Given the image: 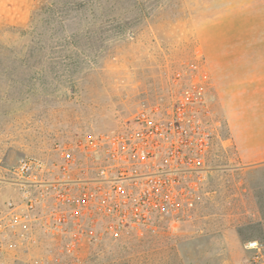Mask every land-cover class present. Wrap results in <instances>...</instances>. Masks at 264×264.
Instances as JSON below:
<instances>
[{"label": "rangeland", "instance_id": "374dc122", "mask_svg": "<svg viewBox=\"0 0 264 264\" xmlns=\"http://www.w3.org/2000/svg\"><path fill=\"white\" fill-rule=\"evenodd\" d=\"M263 87L264 0H0V264H264V158L245 141ZM197 88L210 148L193 206L120 227L102 197L58 225L60 147L125 133L142 110L165 119ZM76 153L80 198L106 163ZM25 158L50 173L22 220Z\"/></svg>", "mask_w": 264, "mask_h": 264}, {"label": "built area", "instance_id": "2783aa9c", "mask_svg": "<svg viewBox=\"0 0 264 264\" xmlns=\"http://www.w3.org/2000/svg\"><path fill=\"white\" fill-rule=\"evenodd\" d=\"M186 93L187 100L181 101L174 113L165 119H157L152 113L142 110L137 114L134 126L125 133L84 138L75 144V148L58 149L60 160L55 167L62 177L51 183L58 202V225L65 226L70 217H74L71 211L96 205L102 197L103 204L112 208L109 214L120 223V227L130 223L153 227L158 217L174 213L178 208L193 206V194L188 190L198 189L203 183L210 142L208 136L201 132L196 110L203 103V92L197 88ZM76 150L88 158L102 154L106 163L97 170V189L90 193L89 188H84L80 198L72 194L73 188L68 186L74 183L70 174L80 163ZM127 164H134L135 168L152 164L153 168L146 175H140L134 168L136 176L128 177ZM49 173L48 164L37 158H25L13 169V174L20 181L28 212L22 220L30 219L40 196L44 195L40 192L35 196L32 187L44 186ZM187 175L194 176L191 186ZM131 180L135 183H130ZM18 219L16 216V221ZM261 247L258 241L245 245L249 251L261 250Z\"/></svg>", "mask_w": 264, "mask_h": 264}, {"label": "crops", "instance_id": "0c3cea01", "mask_svg": "<svg viewBox=\"0 0 264 264\" xmlns=\"http://www.w3.org/2000/svg\"><path fill=\"white\" fill-rule=\"evenodd\" d=\"M257 114L247 118L246 153L252 158H264V87Z\"/></svg>", "mask_w": 264, "mask_h": 264}]
</instances>
